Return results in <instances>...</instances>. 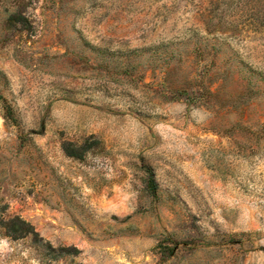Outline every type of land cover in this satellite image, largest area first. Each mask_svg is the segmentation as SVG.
<instances>
[{
	"label": "rangeland",
	"instance_id": "rangeland-1",
	"mask_svg": "<svg viewBox=\"0 0 264 264\" xmlns=\"http://www.w3.org/2000/svg\"><path fill=\"white\" fill-rule=\"evenodd\" d=\"M0 264H264V0H0Z\"/></svg>",
	"mask_w": 264,
	"mask_h": 264
},
{
	"label": "trees",
	"instance_id": "trees-1",
	"mask_svg": "<svg viewBox=\"0 0 264 264\" xmlns=\"http://www.w3.org/2000/svg\"><path fill=\"white\" fill-rule=\"evenodd\" d=\"M18 222H20V224H22V225H24V227H20L18 230H16V228L14 229H12L13 231V233H16V232H21L22 233V235H24V234H26V233H28L29 231H28V229H31V227H30V225L28 224V223H26L25 221H22V220H20V219H17V218H15V219H12L11 221H10V223H18ZM21 233H19V234H21Z\"/></svg>",
	"mask_w": 264,
	"mask_h": 264
}]
</instances>
